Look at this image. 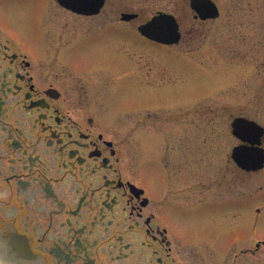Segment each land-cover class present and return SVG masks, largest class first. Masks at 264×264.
Here are the masks:
<instances>
[{"label": "flooded vegetation", "instance_id": "flooded-vegetation-1", "mask_svg": "<svg viewBox=\"0 0 264 264\" xmlns=\"http://www.w3.org/2000/svg\"><path fill=\"white\" fill-rule=\"evenodd\" d=\"M107 1L92 14L59 0H0L3 264H237L256 254L264 241L238 251L234 237L200 232L205 209L213 222L231 202L193 197L205 185L203 152L193 161L164 150L186 141L147 142L137 109L124 119L116 84L140 78L141 12ZM174 4L190 25L215 20L196 17L191 0ZM168 13L182 39L184 20Z\"/></svg>", "mask_w": 264, "mask_h": 264}, {"label": "rangeland", "instance_id": "rangeland-1", "mask_svg": "<svg viewBox=\"0 0 264 264\" xmlns=\"http://www.w3.org/2000/svg\"><path fill=\"white\" fill-rule=\"evenodd\" d=\"M175 1L179 0L107 1L108 7L140 11L136 26L156 10L173 12L184 20L183 38L175 45L133 36L140 48L141 75L116 84L119 105L139 110L138 118L146 120L142 134L147 142L154 137L186 141L181 150L172 146L164 150L182 152L183 157L194 155L193 161L203 152L199 174L205 185L193 197L196 202H231L216 207L213 222L205 209V217L199 215L200 232L205 237L215 233L221 240L224 235L226 241L234 237L231 245L238 251L255 250L264 241V167L245 172L233 162L231 152L239 140L232 135L231 122L241 116L264 127V0H216L221 16L193 25ZM130 109L124 119L133 120L136 111ZM154 118L159 121L150 125ZM125 134L130 135L132 146L133 127H125ZM193 230L197 231L196 226ZM189 231L193 233L190 225ZM237 264H264V244Z\"/></svg>", "mask_w": 264, "mask_h": 264}, {"label": "water", "instance_id": "water-1", "mask_svg": "<svg viewBox=\"0 0 264 264\" xmlns=\"http://www.w3.org/2000/svg\"><path fill=\"white\" fill-rule=\"evenodd\" d=\"M64 6L79 12L96 13L103 5L104 0H59ZM191 7L196 12V17L203 20L215 19L220 12L212 0H191ZM128 20L136 15L124 14ZM138 30L150 40L158 43L172 45L180 40L179 24L174 15L158 12L147 22L139 25ZM232 133L242 143L235 146L232 158L243 170L252 172L264 167V148L261 146L264 136V127L254 120L245 117H236L232 124ZM8 262L0 252V264Z\"/></svg>", "mask_w": 264, "mask_h": 264}]
</instances>
